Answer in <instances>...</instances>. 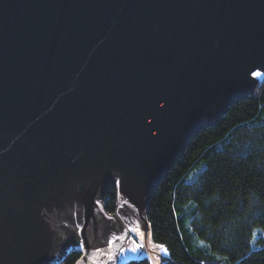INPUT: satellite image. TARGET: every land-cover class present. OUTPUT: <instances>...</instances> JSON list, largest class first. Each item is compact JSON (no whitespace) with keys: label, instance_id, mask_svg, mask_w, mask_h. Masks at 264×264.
<instances>
[{"label":"water","instance_id":"water-1","mask_svg":"<svg viewBox=\"0 0 264 264\" xmlns=\"http://www.w3.org/2000/svg\"><path fill=\"white\" fill-rule=\"evenodd\" d=\"M256 73L264 0H0V264L154 258L152 194Z\"/></svg>","mask_w":264,"mask_h":264},{"label":"trees","instance_id":"trees-1","mask_svg":"<svg viewBox=\"0 0 264 264\" xmlns=\"http://www.w3.org/2000/svg\"><path fill=\"white\" fill-rule=\"evenodd\" d=\"M104 204L115 212L116 189ZM148 220L156 255L123 264H264V75L192 138L152 194Z\"/></svg>","mask_w":264,"mask_h":264},{"label":"snow or ice","instance_id":"snow-or-ice-1","mask_svg":"<svg viewBox=\"0 0 264 264\" xmlns=\"http://www.w3.org/2000/svg\"><path fill=\"white\" fill-rule=\"evenodd\" d=\"M255 75L259 76L260 74L259 73H256ZM137 247H142V245H137ZM157 247H160L162 252L166 255L167 254V249L163 248V246L161 245H158Z\"/></svg>","mask_w":264,"mask_h":264},{"label":"rangeland","instance_id":"rangeland-1","mask_svg":"<svg viewBox=\"0 0 264 264\" xmlns=\"http://www.w3.org/2000/svg\"><path fill=\"white\" fill-rule=\"evenodd\" d=\"M259 74H260V73H259ZM258 77L261 78V77H263V75L260 74ZM131 240H132L133 242H135L137 245H142L138 240H136V239H134V238H131ZM142 247H143V245H142ZM142 258H143V257H142ZM131 260H134V259H131ZM128 261H129V260H128Z\"/></svg>","mask_w":264,"mask_h":264},{"label":"flooded vegetation","instance_id":"flooded-vegetation-1","mask_svg":"<svg viewBox=\"0 0 264 264\" xmlns=\"http://www.w3.org/2000/svg\"><path fill=\"white\" fill-rule=\"evenodd\" d=\"M106 196V195H105ZM104 199H105V197H104Z\"/></svg>","mask_w":264,"mask_h":264}]
</instances>
